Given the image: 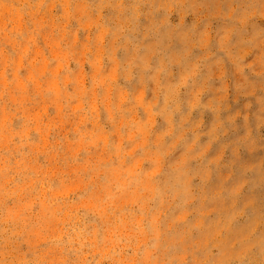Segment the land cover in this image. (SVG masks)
Instances as JSON below:
<instances>
[{
  "label": "clouds",
  "instance_id": "clouds-1",
  "mask_svg": "<svg viewBox=\"0 0 264 264\" xmlns=\"http://www.w3.org/2000/svg\"><path fill=\"white\" fill-rule=\"evenodd\" d=\"M0 264H264V0H0Z\"/></svg>",
  "mask_w": 264,
  "mask_h": 264
},
{
  "label": "rangeland",
  "instance_id": "rangeland-1",
  "mask_svg": "<svg viewBox=\"0 0 264 264\" xmlns=\"http://www.w3.org/2000/svg\"><path fill=\"white\" fill-rule=\"evenodd\" d=\"M248 63H254L255 62V57L254 56H249L247 58ZM257 70H259V66H257ZM244 101H241V105H243Z\"/></svg>",
  "mask_w": 264,
  "mask_h": 264
}]
</instances>
